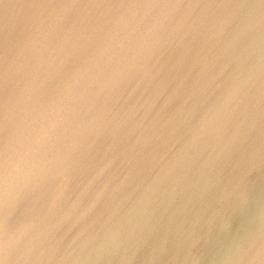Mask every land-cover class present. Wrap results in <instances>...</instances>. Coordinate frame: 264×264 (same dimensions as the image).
Instances as JSON below:
<instances>
[{"label":"water","instance_id":"water-1","mask_svg":"<svg viewBox=\"0 0 264 264\" xmlns=\"http://www.w3.org/2000/svg\"><path fill=\"white\" fill-rule=\"evenodd\" d=\"M0 264H264V0H0Z\"/></svg>","mask_w":264,"mask_h":264}]
</instances>
